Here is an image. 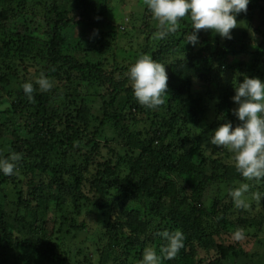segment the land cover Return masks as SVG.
I'll list each match as a JSON object with an SVG mask.
<instances>
[{
	"label": "trees",
	"instance_id": "obj_1",
	"mask_svg": "<svg viewBox=\"0 0 264 264\" xmlns=\"http://www.w3.org/2000/svg\"><path fill=\"white\" fill-rule=\"evenodd\" d=\"M29 1L0 0V57L8 59L6 68L0 67L5 93L0 102L10 105L0 111V158L12 153L22 157L14 175L0 173V264H10L13 251L11 264H81L65 251L61 227H46L50 205L57 220L65 203L77 214H96L105 238L98 264H140L146 247L159 255L167 243L160 234L177 229L184 233V247L163 264H264L262 253L250 259L234 238L222 239L238 229L257 234L262 223L248 209L237 208L229 191L248 183L249 208L257 204L264 211V180L243 178L232 153L210 143L217 127L240 123L233 114L236 86L245 78L264 81V17L256 27L246 22L247 30L230 40L202 29L193 46L187 43L193 31L188 18L158 40V22L145 8L150 17L141 18L142 42L131 41L127 49L115 44L120 26L105 19L111 0H71V8L58 0H36L49 13L43 36L35 35L41 23L24 11ZM261 1L250 0L237 18H249V10ZM71 12H79L80 19ZM12 16L15 24L9 28L5 21ZM76 27L83 30L81 38L73 35L69 42L67 33L72 36ZM91 33L100 41L91 40ZM33 39L40 41L39 49ZM144 55L168 66L172 80L168 101L154 110L136 101L128 78L130 67ZM41 73L53 82L48 92L36 86ZM32 76L37 77L32 82L36 91L29 101L21 86ZM194 84L205 90L193 94ZM92 94L100 99L90 101ZM97 105L101 115L92 127L91 109ZM208 112L213 116L205 122ZM54 116L59 124L68 123L64 136L49 130ZM106 131L121 138V150L136 154L104 157L97 136ZM42 175L47 188L34 180ZM210 184L218 185L213 195L206 194ZM71 226L79 232L86 227ZM198 249L214 257L200 259Z\"/></svg>",
	"mask_w": 264,
	"mask_h": 264
},
{
	"label": "clouds",
	"instance_id": "obj_2",
	"mask_svg": "<svg viewBox=\"0 0 264 264\" xmlns=\"http://www.w3.org/2000/svg\"><path fill=\"white\" fill-rule=\"evenodd\" d=\"M144 3L158 22L156 39L175 33L180 21L188 18L193 31L187 36V43L196 46L202 29L212 30L223 39H232V30L238 25L237 16L247 11L250 0H144ZM128 78L133 95L140 105L154 110L165 103L168 74L164 64L147 55L141 56L130 67ZM35 83L41 92H48L53 88V82L44 73L40 74ZM21 87L31 101L36 91L33 83L25 82ZM232 100L237 105L233 114L240 123L234 127L232 122H226L217 127L210 143L232 153L234 167L243 178L259 182L264 180V81L245 78L236 86ZM9 107L7 103L0 104V111ZM21 158L18 153L0 158V173L5 176L14 175ZM249 187L248 183H243L229 191L237 208L249 207L245 199ZM254 196L257 200L261 199L259 193ZM160 235L167 241L160 249V254L154 248L146 247L140 264H163L164 260L174 259L184 247L185 236L181 230L171 233L164 231ZM233 238L237 241L243 239L244 232L236 230Z\"/></svg>",
	"mask_w": 264,
	"mask_h": 264
},
{
	"label": "rangeland",
	"instance_id": "obj_3",
	"mask_svg": "<svg viewBox=\"0 0 264 264\" xmlns=\"http://www.w3.org/2000/svg\"><path fill=\"white\" fill-rule=\"evenodd\" d=\"M43 1V0H42ZM62 1V4L66 6L67 8H71L70 2H74L71 0H58L60 3ZM146 5L144 3V0H111L110 1V10L107 13L105 19L107 21H112L118 26H120V34L117 35V38L119 40L115 41L116 45H119L120 47L129 48V45L132 42H142V34L140 31L142 28V17H146L145 14H147L149 17L150 15L145 11ZM19 11V9H18ZM28 16L32 17L35 21H39L41 23V26L35 27V35L43 36V31H45L46 26V17L49 15V13L46 11V5L42 4L41 2H37L36 0H30L28 3H26V9L24 10ZM250 17L247 18L246 16H243L241 19L237 18L238 25L235 29L232 30L233 36L241 35L243 32V29L249 25H252V27H256V25L263 19L264 17V0L258 3V6H255L249 10ZM13 13H10L12 15ZM90 15V14H89ZM70 16H74V19H80L81 15L79 12L70 13ZM91 16V15H90ZM15 18L12 16L7 21H5V25L9 28H12V25L15 24L14 22ZM2 25V24H1ZM134 27V28H133ZM119 30V31H120ZM118 31V32H119ZM250 31V30H249ZM126 33L123 34V33ZM83 30L80 29V27H76L74 34L72 36L67 33L68 35V41L71 42V39L77 35V38H81ZM91 33L89 34V38L93 40L94 42H99L100 39L98 38L97 34ZM74 35V36H73ZM32 44L36 49H39L41 46V43L38 39H33ZM114 48V46H112ZM91 56V55H90ZM247 54H243L242 58L245 60H249L250 58H247ZM114 58L113 55L109 56V59ZM235 58V57H234ZM237 58H241L238 57ZM8 59L4 58L3 56L0 57V67L6 68V61ZM165 70L168 73V66L165 65ZM30 72L36 75L35 68L31 67L29 68ZM127 75V72H125ZM124 74V75H125ZM25 77V74L23 75ZM19 79V78H18ZM26 79V77H25ZM37 79V77L32 76L31 79L26 80L27 82H34ZM130 80V79H129ZM25 83V80L23 81ZM168 87L166 90V95L164 97L165 101H168L169 99V91L172 86V80H170V77L168 75ZM17 84L16 82L12 83V87H15ZM195 86L192 87V93L197 94L200 91H204L205 88L201 85L194 84ZM214 89V88H213ZM78 90H80L81 93L85 92V83L81 84L78 87ZM0 95L4 96L5 93H3L0 90ZM90 101L95 102L96 99H100L99 95L98 97L94 94L88 97ZM208 98V97H207ZM216 99V98H215ZM211 105L214 104V101L211 99H207ZM0 104H3V102H0ZM237 107V106H236ZM235 107V108H236ZM91 121L90 124L92 127H95L99 121L101 111L97 106H94L91 109ZM207 118L205 119V122L213 116L212 112H208L206 115ZM1 119V118H0ZM236 121L234 120L233 126H236ZM68 123L65 121L62 124H59V119L54 116L50 120V125H48L49 130H53L58 136H64L65 127L67 128ZM203 128V125L196 128L198 131H200ZM121 138L119 136H113L111 132L106 131L105 134L100 133L99 136H97V140L100 141V144L103 145L102 149V155L106 157L107 155H110L111 157H123L128 156L131 154H136V152L127 151L126 149H122L121 147L124 145ZM120 152L121 156L117 155V153ZM198 160V159H196ZM36 182L39 184H43L45 188H47L45 182H44V176H37L34 178ZM24 186L23 190L26 189L25 182L29 181V176L25 177L23 179ZM217 184H210L206 188V194L213 195L214 191L217 188ZM246 196V195H245ZM250 202V201H249ZM249 207L251 206V203H248ZM247 208L248 214L251 217H256L262 224L259 226V230L257 231V234L253 236V234H244V238L237 241L233 240V235H227L223 236L222 239L226 240H233L234 242H237L242 246V249L248 254L250 259H252V256L256 252H260L264 255V211L261 210L260 205L255 206V208ZM54 205L51 204L46 216V219H48V230H56L59 227L63 230L62 233H64V239L62 240V245L64 246L65 251L71 252L73 259L76 261H79L81 264H84V260L88 259L91 261V264H98V260L100 258V255L102 253V247L105 243V238L102 235L103 231L101 229V225L97 223L96 214L94 211H82L80 214L75 213V210L71 204L65 203L64 206H62V212H56L59 219L54 220L55 212H54ZM96 212H98L96 210ZM99 213V212H98ZM250 217V218H251ZM71 223L75 224H81L85 223L86 227L79 232V230L75 231ZM120 249L117 247L115 254L120 255ZM77 253V255L75 254ZM198 255L200 259L203 260H210L213 258V252L204 251L202 249H198ZM16 251H13L9 256V263H13L15 261ZM255 257V256H254ZM264 261V260H263ZM114 264H119L118 261ZM134 264H139L138 262H134Z\"/></svg>",
	"mask_w": 264,
	"mask_h": 264
}]
</instances>
